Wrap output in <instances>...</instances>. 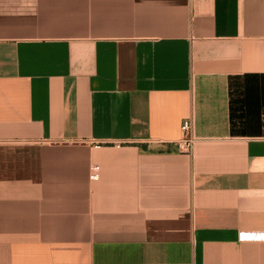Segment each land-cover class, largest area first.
<instances>
[{"label":"crops","instance_id":"crops-1","mask_svg":"<svg viewBox=\"0 0 264 264\" xmlns=\"http://www.w3.org/2000/svg\"><path fill=\"white\" fill-rule=\"evenodd\" d=\"M263 233L264 0H0V264H264Z\"/></svg>","mask_w":264,"mask_h":264},{"label":"built area","instance_id":"built-area-1","mask_svg":"<svg viewBox=\"0 0 264 264\" xmlns=\"http://www.w3.org/2000/svg\"><path fill=\"white\" fill-rule=\"evenodd\" d=\"M196 142H197V138L194 134V122L192 119H188L184 121L182 125V138L177 142L178 150L181 153L191 154L194 150V146ZM244 238H252V239L259 238L264 240V233L261 235L242 234V239Z\"/></svg>","mask_w":264,"mask_h":264}]
</instances>
